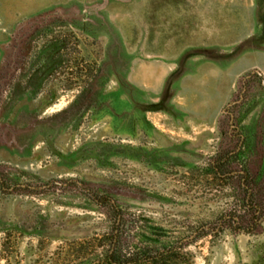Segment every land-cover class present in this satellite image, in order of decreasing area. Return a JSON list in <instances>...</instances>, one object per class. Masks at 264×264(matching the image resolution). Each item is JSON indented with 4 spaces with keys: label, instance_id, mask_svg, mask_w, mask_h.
<instances>
[{
    "label": "rangeland",
    "instance_id": "obj_1",
    "mask_svg": "<svg viewBox=\"0 0 264 264\" xmlns=\"http://www.w3.org/2000/svg\"><path fill=\"white\" fill-rule=\"evenodd\" d=\"M263 13L0 0V264H64L70 244L111 234L109 201L137 242L264 264Z\"/></svg>",
    "mask_w": 264,
    "mask_h": 264
},
{
    "label": "trees",
    "instance_id": "obj_2",
    "mask_svg": "<svg viewBox=\"0 0 264 264\" xmlns=\"http://www.w3.org/2000/svg\"><path fill=\"white\" fill-rule=\"evenodd\" d=\"M256 1L258 9H264V0ZM261 19L264 22V13L261 15ZM54 47L56 48L55 45ZM51 48L52 50L54 49L53 47ZM238 141H240V138ZM232 152L235 151H230V153ZM228 159L229 155L219 159L217 168L213 167L216 179L224 180L230 178L226 176L230 173H224L222 169L224 165L226 166ZM241 177L244 176L241 175ZM246 183L249 189L243 188L245 191V199L243 201L245 208L249 207L248 209L258 212V209H262V203L256 195V191H258L256 189V181L250 178ZM108 203L112 206L113 214L116 217L111 234L103 238H93L89 241L85 240L70 244L67 247L64 264H194V257L186 252V244L183 241L156 246L137 242L135 237L124 236L121 230L126 220L114 208L111 201ZM238 220H240V217H238ZM234 222L236 221L234 220Z\"/></svg>",
    "mask_w": 264,
    "mask_h": 264
}]
</instances>
